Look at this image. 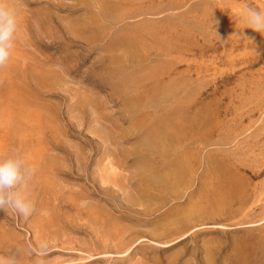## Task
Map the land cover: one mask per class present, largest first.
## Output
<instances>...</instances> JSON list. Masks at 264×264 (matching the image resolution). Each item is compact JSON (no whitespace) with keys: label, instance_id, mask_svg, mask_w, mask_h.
<instances>
[{"label":"rangeland","instance_id":"obj_1","mask_svg":"<svg viewBox=\"0 0 264 264\" xmlns=\"http://www.w3.org/2000/svg\"><path fill=\"white\" fill-rule=\"evenodd\" d=\"M0 5V159L35 169L0 264H264V0Z\"/></svg>","mask_w":264,"mask_h":264},{"label":"clouds","instance_id":"obj_2","mask_svg":"<svg viewBox=\"0 0 264 264\" xmlns=\"http://www.w3.org/2000/svg\"><path fill=\"white\" fill-rule=\"evenodd\" d=\"M245 28L264 32V11L253 7L246 8ZM17 30L15 10L0 5V68L5 66L11 56ZM34 171L35 169L29 167L25 159L15 151L7 158L0 159V209L6 211L11 209L24 218L33 214L35 208L27 191V184ZM47 252L46 243L29 248V253L36 257L35 264H44L43 257ZM10 264H15V261H11Z\"/></svg>","mask_w":264,"mask_h":264}]
</instances>
